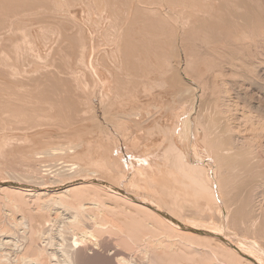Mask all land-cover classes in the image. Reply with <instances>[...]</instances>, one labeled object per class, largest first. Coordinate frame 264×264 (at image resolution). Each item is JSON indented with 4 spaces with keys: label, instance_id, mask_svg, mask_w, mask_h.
<instances>
[{
    "label": "bare ground",
    "instance_id": "6f19581e",
    "mask_svg": "<svg viewBox=\"0 0 264 264\" xmlns=\"http://www.w3.org/2000/svg\"><path fill=\"white\" fill-rule=\"evenodd\" d=\"M52 1L55 2L56 0H51L50 1L51 3L48 1H45V0H0V124L2 126V127L0 126L1 127L0 133H1V130H3L5 132L6 129H8L9 127H12L6 131L8 132V131L13 130L10 132V134H12V132H14L16 130V132L20 131V133L22 132V135L24 134L20 138H16L17 136L19 137V135H16L14 138H12V136H11V138L9 139V140L12 139L11 143H10V141H8V143L6 145V146H8V144H10V147H9L10 152L12 150L11 147L12 146L15 147L17 142L19 144L23 145L24 143L22 144V141L24 142L25 140H27L28 143H26V141H25V144L27 145V144H30V141H31V143L34 142V139L36 141H40L37 139V136L44 134L43 132H45L46 128H50V127L51 128L56 127L58 130H61V132L65 133L66 135H69V137L70 136H76V138L79 139V136H80L81 140H82V136L85 135V137H83L84 142L82 141L83 142L82 143L83 149L81 148L80 149L81 151L77 150L78 155L75 152V156L73 155V158L76 157V159H74V161L78 159L79 163L81 161L84 164L91 165V166L97 168L100 172H102V174H104V175H102L103 178L106 179L107 181H110L112 184L114 183L115 186L112 185L111 183L107 182V181H102L100 179H97L98 176H97V178H92L90 176L91 178H85L82 180L81 179L80 180H73L69 183H65V184L60 185L58 187L52 188V190L49 191V193H48V191L46 192L45 189L37 188V187L32 186V185L30 186L27 184H22V183H19V181L18 182L7 181V179H6V181L0 180V195L6 194V193L13 195L14 198L17 199L18 206L20 204L22 209H25L24 207H25V204L27 201H28V203L30 200H33L35 202L41 200V202H42L43 201L42 199L45 200V198H46V199H48V201L57 202L58 204L63 206V208L70 207V208H66V210H71V208H74L75 209L74 211L79 213V215H75V217L78 216V218L80 217L81 212H83V211H84L83 213L85 214L87 211L94 212L93 210H96L95 214H92V212H90L92 214L91 215L92 218H91V216L90 217L84 216L86 218L92 219L90 221V224L92 223V221H94L93 222L94 225H93V223L91 225L94 226L95 235L92 233V230H90V232L82 231L80 233L81 238L84 239L83 250H84L85 244H86L85 249L89 246V244L86 243L85 239L87 240V239L92 238L91 241H93V237L96 238V233L100 232L101 230H104V229H102V227H104L103 222H105L107 220L109 221V215L114 213V216H115V212H120V213H118V215L121 213L124 214V215H121V217L123 218V221L125 222V224L123 221L122 222H123L124 226H126L127 230L132 234V236H133L132 239H135L134 241L143 237V235L145 234V232L147 230L146 228H150V230L152 231V228H151V226H152V227L156 228L155 231H158L160 229L164 230L165 232H166V230H167V232H172V231L174 232L175 231L176 233H179L182 236L187 237V239H189V240L191 237V240L193 238L195 240H198L199 242H201V241L206 242L207 241V245L209 246V248L212 246L211 249H213V245L210 246V243L214 242L215 246L219 247V249L221 248L223 250L222 252H224L225 255L228 256L229 260H234L233 262L237 261L239 264H242V263L259 264L258 261H256L254 259L255 258L254 257L255 251H252L250 249L252 252V255H254V256H252L248 253L243 252L242 250H240L236 246H234L235 244L233 245L232 243H230L227 240V238L220 236L221 234H216L214 232H210V231L208 232V231H204L202 229L200 230L197 228H193L192 226L187 225V224L176 219V217L179 215V211H180L179 208L181 207V204H183V202L181 203V201H187V199L189 197L194 203H197L198 200L202 199L203 200L202 203L204 202V204H202L204 206V208H205V205L207 206V208L209 205L211 206V204H213V201H214L217 204V206L214 207V208H217V211H216V209H215V211H216V213H220L222 210L220 208V204H221L220 190H221V184L223 183V181L221 183L220 182L221 178H219V176H220L219 173L221 172V166H220V170L217 169L218 167L217 168L215 167L218 164L216 159L217 158L219 159V157L215 158L216 154L214 152L212 153V155L213 154H215V155L212 156L210 154L211 152L209 153L206 151L207 149L203 150L199 146L200 143H202L203 141L200 138L201 142L199 140L200 143L198 144L197 137H196V135L192 129L194 125H193L191 117H190V112L192 111V107L194 108V106H193L194 103L192 102V100H191V102L193 104L186 102V101L190 102V100H187V99H185L186 100L185 102H183V101L178 102V104L176 102L175 104H177V106L174 110H173L174 107L172 108V110H173V113H172V110L170 108H168L169 106L170 107L172 106L170 104V102H168L170 98L167 99L166 93H165V91L168 90V88L171 89L172 87L169 84V87L166 88L165 91H162L164 89H162L163 84L161 83L162 82L161 78H164V74L162 73V70L165 69V67H168L167 65L170 64L167 61L168 59L166 60V58H165L166 55L162 54V52H163L162 50L165 47L164 46L165 44L167 46H169V45L171 46V44H173L171 42L169 44V41H172L171 38L176 36V35L173 37L170 36V35H173L172 30H175L173 28L174 23H175V25L178 24V26L182 27V28H183V26L185 27L184 24H188V23L190 24V22L194 24L195 20L198 18V16H204L203 13H205L206 16H209L208 15L209 11H210V13L213 12L211 14H214V13L217 14V12H219V10L223 7V6L221 8L219 7L220 9H218L217 4H219V2L222 1L221 4L225 3L228 5V3H229L231 5V2L233 0L232 1L231 0H220V1L217 0L218 2L216 0H65V1H60L57 3L55 2L56 4L54 3L53 7H52V5H53ZM252 1L253 0H238V2H236V3H238L239 6H238V4H236V3L235 4H236V7H239V9H241L242 13H247L249 10H251L247 5H248V3H251ZM234 2H235V0H234ZM255 2H256V0H255ZM255 2H252L251 7H252L253 3H255ZM259 2H261V1H259ZM57 5L59 8L60 7L63 8V9H61L62 11L60 9H57V10H60V13L58 16L61 17L63 15V17H62L63 19H61V21L63 20V22L66 24H64V26H62L63 24L60 22V24H62V25H60V24L55 25V28H57V26H59V28L61 27L60 33L57 30L58 28L56 29L57 31L55 30V28H52V33L54 30L56 31V33H53L52 35L55 36L54 34L57 35V33H58L57 36L59 38L54 39V40L52 39L53 41H50L51 39L49 38L50 39L49 40L48 37L49 36L51 37V35H49L50 33H48V31H49L48 28H51L53 26H50V27L48 26V28L45 29L47 21L45 20V22H46L45 25L42 24L44 22H41V24L44 25V27H45L44 28L42 26L43 28H41L40 25L38 26L39 28H41V30L43 29L41 32H43L45 30H48V31L47 32L45 31L46 33H40L41 35H38L36 33L38 35V36H36L38 42L35 40V38H36L35 35H33L35 37L34 40L37 42L36 43L37 47L41 46L40 49L42 47L45 48L43 50H46L45 46H46L47 42H49V41L52 42V45H50L51 47L49 46V44H51V43L47 44V46H48L47 49L48 50L50 49L51 53L45 52V54H44V52H42V49L40 50L41 53L39 52V49H38L37 53L36 52L33 53L32 51H34V50L37 51V49L35 47H34V50L32 49L33 45L35 46V42H33L34 41L33 39L29 38L31 36L30 35L31 32L29 33V30L31 31V29H33L34 26H32L31 24H27L26 28L24 26H21V25H26L24 22V19H25L24 17H26V15L28 16L29 14L31 15L34 13V14H38L37 16H35V17H39L38 21L41 19H42L41 21H43L44 17H46V16H48V14H50V13H48V11L51 12V14L58 12V11H55ZM77 5H78V8H80L81 6H83V8L84 7L86 8V12H84L85 14L81 13L82 10L80 12L81 15L84 14V17L81 19H79V16H78V18L73 19L74 17H76L75 14H77V10H75V8L77 9ZM216 5H217V9H216V7H214ZM243 6L249 8V10L243 11L242 10ZM213 7L218 11L215 10L216 12H214ZM229 7L227 6L226 9L228 10ZM231 7L232 8L230 10H232L233 7H235V5L231 6ZM236 7L233 11L236 10ZM40 9H45V10L48 9V11L45 13L44 10H42L43 12L41 11V13H43V14H41ZM223 9H224V7H223ZM223 9H222V11H223ZM239 9L237 8L236 11H238ZM230 10H228V11H230ZM37 11H39V13H37ZM228 11L225 12V10H224L225 14L228 13L226 15H228L230 17V14ZM224 12H222V13H224ZM239 12H240V10H239ZM230 13H232V12L230 11ZM242 13L237 12L235 14H241L242 15ZM39 14L41 15V19H40ZM60 14H61V16H60ZM220 14H221V11H220ZM247 14H250V15H248V16L243 15L244 17L243 16L241 17L243 20L240 19L241 23H242V21H243V23H245L244 25H246L248 23V21L251 19L250 16H253V15H251V13H247ZM252 14H254V13H252ZM56 15L57 14H55L54 16L58 20L55 19V21H54V19H52L54 21V23L56 22V20H57V22L60 21L58 16L56 17ZM241 15H239L238 17H240ZM54 16H53V18H54ZM218 16L222 17L223 15L218 14ZM19 17L22 18L23 24L20 23L21 20L19 21L17 19ZM28 17L29 18H26V19L31 20L32 17L34 18V15L28 16ZM48 17H52V15H50ZM225 18H227V17L225 16ZM48 19L50 20V18H48ZM64 19H68V20L71 19L72 21L70 23H72V24H69V22H66L68 20H64ZM170 19L173 21L172 23L170 22L173 26L172 25L170 26L167 23L168 22L167 20H170ZM189 19H190V22L187 23V21H189ZM191 19H192V21H191ZM215 20H216V18H215ZM215 20H214V22H215ZM210 21L212 22V20H210ZM27 23H29V21ZM37 23H39V22H37ZM50 23H53V22H48V24L54 25V24H50ZM212 24H213V22L210 23L209 25H212ZM28 26L30 28L31 27L32 28L29 29ZM36 26H35V30H37ZM186 27H187V29H190V28H188V25ZM214 27H215V25H213L211 28H214ZM39 28L37 31L40 30ZM73 28L75 29L74 31H73ZM27 29H28L27 32L29 33L28 35H26L27 32H25ZM183 30L185 31V29H183ZM168 31L171 33V34H169V36L171 37V38H169L170 40L168 38H165L163 35V33L165 34V32H166L165 35L168 37V34H167ZM180 31H181V29H180ZM18 32L20 33L19 35H17ZM33 32L35 34V31H33ZM49 32H51V30ZM175 34H177V33H175ZM13 35H17V37L14 36L15 37L14 38ZM27 36H29L28 39H26ZM57 36L55 38H57ZM161 36H163L162 38L165 39L164 40L165 42L163 40H161V38H160ZM31 38H33V37H31ZM29 39L31 40L29 42H32V43H29L26 41ZM26 44L27 45L30 44V45H32V47L29 46L30 48H28V47H26L27 46ZM53 44H55L54 47H53ZM25 51H26V54H25ZM30 52H31V55L33 53V56H31V58L33 57L31 62H30L31 58L29 57L30 55H28V53L30 54ZM164 52H165V48H164ZM35 53H36V55H35ZM47 53L51 54L52 56L48 55ZM23 54H25L27 56V58H30V59H23V58H25L23 56ZM22 56H23V58L21 59ZM19 59H20V61H19ZM24 60H26V63H27V60H29V62H30L27 64V66H24V68L26 67L25 69H23ZM169 68L166 70H169ZM162 75H163V77H161ZM224 77H222V78H224ZM164 79H166V77ZM165 82H169V81L165 80ZM228 83L229 82H227L226 85ZM229 84H228V86H229ZM171 85L174 86V84H171ZM198 85H200V84H198ZM223 85H224V83H223ZM234 86L236 87V85H234ZM199 87L203 88L202 86H199ZM196 89H193V90H195L194 96H197L199 98V97H201L202 93L200 92V95H197L198 93L196 92ZM228 89H229V87H228ZM171 91H172V89H171ZM168 93H169V91H168ZM215 93H217V92H215ZM236 93H237V91H236ZM170 94H168L169 97H172ZM168 95H167V97H168ZM172 95H173V98L177 97L176 92H174ZM173 98H171V100H170L171 103H172ZM209 98H210V96H209ZM249 99L252 101L251 98H249ZM176 101H177V99H176ZM174 102H175V99H174ZM211 102L213 103V100H211ZM216 102L217 101H215L213 104H211V105H214V110L216 108L215 106L217 105V104H215ZM205 105H206V102H205ZM259 105H260V103H259ZM150 107H154L153 110L158 109L157 113L156 112L152 113V111H151L152 108H151V110H149ZM198 107H199V104H198ZM254 107H258V106L254 105ZM167 109L171 110V114L169 111H168V114L166 113ZM204 110L202 112H204ZM259 110H260V108H259ZM254 111L255 110H253V112ZM212 112H213V110L211 109V113ZM255 112H257V110ZM151 113L154 115L153 117L150 115ZM257 113H255V114L257 115ZM263 113H264V111H263ZM88 114H89V117L91 114V116L94 115V117L92 116L93 118L96 117L97 119H100V117H101L105 121V123L110 124L109 126L114 128L115 131L120 132V134L123 136V138L121 137V140L113 142L115 139L113 137L114 139H112V141H111L112 135H111V137H107L110 135V134L107 135V133H109V131L106 133L103 132V131L107 130V126L104 124V127L106 126V129L104 130L103 129L104 127H102V123L100 121H98L97 123L95 120H94V123L91 122L93 119L92 120H91V118H90V120L87 119ZM165 114H167V115H165ZM194 114L196 115V113H194ZM261 114H258L257 119H259V121L261 119V122H263L262 116H264V114L262 116H261ZM170 115L172 118L170 117ZM149 116L151 119H149ZM199 116H201V112H200V114H198L196 121H197V119L202 120L201 118H199ZM206 116L209 117V114L208 115L206 114ZM128 118H130V119H128ZM193 119H195V118H193ZM103 120H101V121H103ZM258 123H260V122H258ZM199 124L200 123H198V125ZM208 125H209V123H208ZM200 126H201V124H200ZM16 127H17V129H15ZM203 127H204V125H203ZM219 128L216 127V129H218V131H219ZM150 129L159 132L161 134V138L160 139H153V140H151V142H148V138H147L146 134L148 131H150ZM223 129L226 130V129H228V127L226 128V126L224 125L223 128H220V130H223ZM262 129H264V127ZM33 130H35V132H33ZM198 130H199V128H198ZM208 130H210V129H208ZM28 131L32 132V133L31 132L30 133H31V136L34 137V138L32 137L33 140L32 139L30 140L31 137L29 135H26L27 134L26 132H28ZM115 131H114V133H115ZM212 131L214 133V129ZM226 131H225V133H226ZM4 132L2 133L3 135H0V142L2 141L1 144L6 143V141H7V138L5 141L4 137H1V136H4ZM49 132H51V131H49ZM82 132H83V135H82ZM111 132H113V131H111ZM210 133H212V132L210 131ZM227 133H228V131H227ZM10 134H7V137H9L8 135H10ZM57 134H59V132H57ZM105 135H107V136H105ZM115 135H116V133H115ZM206 135H207V133L204 134V136L202 138H205V140L206 139L208 140L209 138H206L205 137ZM213 135L215 136V133ZM220 135H223V132H221ZM50 136L51 135H49V138H50ZM59 136L57 135V137H59ZM118 136H120V135L118 134ZM167 136H168L169 140H167L166 145L164 146L165 148H163L164 141H165L164 137H167ZM218 136H219V134H218ZM210 137H211V135H210ZM42 138L44 139L43 136H42ZM215 138H217V137L215 136ZM221 138H223V137L220 136V140H221ZM225 138L227 140V137L224 136L223 139H225ZM15 139H17L18 141ZM116 139H117V136H116ZM228 139H229V137H228ZM13 140H15V142ZM205 140H204V143H205ZM209 140H211V139H209ZM209 140L206 141V145H209L210 142H212V140L210 142H209ZM19 141H21V142H19ZM213 141H214V138H213ZM12 142L15 143V146ZM207 142L209 144H207ZM214 142L212 143V145L215 147L216 141H214ZM217 142H218V140H217ZM219 142L221 144V141H219ZM204 143H202L203 144L202 147H204ZM218 144L219 143H217L216 148H217ZM21 145H19V146L20 147L24 146V145L23 146H21ZM32 146H34V147H32ZM32 146L31 147L33 149H35L36 144H32ZM41 146H42V144H41ZM145 147H149V149H146ZM5 148H7V147H5V145H4V149ZM27 148H26V151L32 150V148H30V147H27ZM218 149H219V146H218ZM228 149H230V148H228ZM17 150H19L18 147H17ZM21 150L23 152L25 149L24 150L21 149ZM226 150L227 149H225V151ZM4 151H6V150H3L2 152L4 153ZM14 151H15V149H14ZM218 151H220V149ZM22 152L19 151V153H22ZM226 152H228V151H226ZM230 152H232V151H230ZM16 153H18V152H16ZM27 153L28 152H26V154ZM29 153H31V152L29 151ZM10 154L12 155V153H10ZM26 154L24 153V155H26ZM22 155L23 154H21V156ZM192 155L194 158L192 157ZM235 155H236L235 157H238L239 159H242V157L245 159V157H246V156L244 157V154L242 153V156L240 158L239 152H238V156H237V153ZM13 156H15L14 153H13ZM260 157L261 156H259V159H260ZM22 158H24V156H22L20 158L17 157V159L22 160L21 163H23ZM30 158H32V157H30ZM169 158H170V162H168ZM230 158H231V156H230ZM246 158H247L246 161H248V157H246ZM231 159L233 160V158H231ZM249 159H250V157H249ZM261 159L263 161V158H261ZM222 160L224 161V159H222ZM234 160H236V159L234 158ZM32 161H33V159H32ZM19 162H20V160H19ZM26 162H27V166H29L28 161H26ZM167 162H168V164H167ZM226 162H227V160H226ZM237 163L238 164H236V165H238V167H239V164L241 163V161H238V159H237ZM247 164H248V162H247ZM242 165L244 166V164H242ZM257 165H259V163ZM225 166L227 167V165H225ZM243 166H241V167L243 168ZM223 167H224V164H223ZM223 167H222V169H223ZM261 167H263V168H261ZM230 168L233 170L232 166H230ZM230 168L227 169V172H229ZM236 168L234 170H236ZM250 168H252V167L250 166ZM260 169H263V171H264V164H263V166L260 164ZM256 170H257V168L256 169L254 168V169H252V171L250 170L249 172L252 175L254 172L256 173ZM258 170H259V167H258ZM93 171H94V169H93ZM260 171L261 170H259V172ZM95 172H96V170H95ZM259 172L257 171V173H259ZM233 173L235 175V171ZM240 175L243 176L242 171H241ZM252 177L254 178V176H252ZM223 178H224V175H223ZM260 178L261 179L264 178V172L261 173ZM257 179H258V177H255L254 180L252 179L253 180L252 183L254 182V184H255V182H257V181H259V182L263 181V180H260V179L257 180ZM229 180H230V178H229ZM225 181H227V180H225ZM232 181L235 182V179ZM228 185H231V183ZM256 185H258V184L256 183ZM251 186H253V184ZM254 186H253V189H254ZM262 186H263V184L262 185L260 184V188H258V189L263 190L264 188L262 189L261 188ZM128 188H130L129 190H131V188H132L131 193L127 190ZM255 189L254 190L256 192L258 191L259 194H261V190H257V188H255ZM138 190L146 192V194H148V195L150 194L149 195L150 198L142 197V196L138 195V193H137ZM254 190H251V193H253L252 191H254ZM222 191L224 192V190H221V194H222ZM261 195H263V194H261ZM234 196H235V194H234ZM221 197H223V199H224V195L223 196L221 195ZM3 198H6V197L4 196ZM11 198L12 197L10 196V198H9L10 201H11ZM14 198H12V199H14ZM110 201H112V202H110ZM6 202H8V200ZM11 202H13V201H11ZM51 202H49V203H51ZM55 202L53 204H57ZM190 203H191V201H190ZM225 203L226 202L224 201V205H225ZM257 203L259 204V202H257ZM0 204L2 205V203H0ZM187 204H188V206H190L188 202H187ZM249 204H251V203L249 202ZM249 204H248V206H249ZM60 205H58V206L60 207ZM121 205H123L124 207L127 208V209L125 208L127 210L126 213L123 211V209L120 210V208H122ZM14 206H15V203L13 204V207ZM184 206H186V202H185ZM15 207H17V206H15ZM250 207H251V205H250ZM169 208H172V210ZM209 208L212 209V207H209ZM173 209H175V212ZM176 209L177 210L179 209V211H177L178 215L176 214L175 215L176 217H175L173 215H174V213H176ZM246 209H248V207ZM183 210L181 212H183ZM236 210H237V208H236ZM236 210H235V212H236ZM0 211L2 212V210H0ZM203 211H202V214H203ZM209 211H211V210H209ZM4 212L2 215H4ZM7 212H8V210H7ZM195 212H194V214H195ZM10 213H11V211H10ZM261 213H263V212H261ZM184 214H185V211H184ZM250 214H251V212H250ZM87 215H88V213H87ZM234 215H235V213H234ZM44 216L45 215H40V217H39V215H38L39 218H37V220H38L39 224L41 223L40 219H43ZM191 216L193 217V215H191ZM225 216H226V214H225ZM245 216H247V215H245ZM251 216H249V217L251 218ZM263 216H264V214H263ZM2 217L3 218H1V219L4 220V216H2ZM41 217H43V218H41ZM199 217H202V216H199ZM205 217H206V215H205ZM227 217L230 218L229 221H231V222L234 221L231 219V217H229V215H227ZM236 217H237V213H236ZM236 217H234L235 220H236ZM14 218L15 217H13V219ZM189 218L190 217H188V219ZM5 219H7V217ZM80 219H83L82 216ZM80 219H78V220H80ZM253 219H254V213H253ZM15 220H16V218H15ZM71 220H73V219H71ZM71 220L69 221V223L70 222L73 223ZM202 220H204V219H202ZM215 220H216V218H215ZM240 220L242 222V218H240ZM255 220H256V218H255ZM8 221H10V220H8ZM19 221L20 220L18 219L17 223H19ZM76 221H77V219H75V221L73 223L74 225H76L75 224ZM84 221H85V219H84ZM113 221H115V220H113ZM113 221L111 218L109 223L105 222L106 228H108L107 224H110L111 222L113 223V225H114V223L115 224L118 223L117 221L116 222H113ZM6 222H7V220H6ZM11 222L15 226L18 225L17 223H14L12 220H11ZM11 222L9 224L12 228ZM31 222H32V225H34L33 223H36L37 221L35 222V219L31 218ZM195 222H196V220H195ZM251 222H249V226H248L249 228L246 227L247 229H250ZM255 222H256V226H257V224L259 225V223H257L258 220L254 221V224H255ZM3 223L5 224V221H3ZM20 223H22V222H20ZM71 223H70V226H71ZM77 223L79 224V221H77ZM224 223H226V221ZM4 224H2V225H4ZM111 224L109 225V227H112ZM212 224H213V222H211V225ZM245 224H246V222H245ZM247 224H248V222H247ZM36 225H35V227H36ZM120 225L118 226V224H117L118 227H121ZM240 225H241V223H240ZM260 225H262V224H260ZM124 226L122 225L120 230L122 228H124ZM242 226H244L243 223H242ZM253 226L254 225L252 222L251 229L255 228V226L254 227ZM116 227H115V231H116ZM4 228H6V226H4ZM13 228H14V226H13ZM31 228L32 229L30 232L32 233L34 227H31ZM74 228L75 227L73 226V229ZM113 228L114 227H112V230L114 232ZM1 229L2 228H0V231H1ZM27 229H28V227H27ZM38 229H39V227H38ZM84 229H86V228H84ZM259 229L261 230V228H259ZM75 230H76V228H75ZM78 230L80 231L79 228L77 229V231ZM117 230L119 231V228ZM153 230H154V228H153ZM242 230H244V227ZM3 231H5V229H3ZM71 231H72V229H71ZM239 231L240 230H238V232ZM245 231H247V230H245ZM249 231L250 232H248V231L247 232L249 233V237H250L252 230H249ZM254 231L255 230H253V232ZM74 232H76V231H74ZM154 232H152V233H154ZM256 232H254V233H256ZM26 233L28 234V231ZM110 233H112V232L110 231ZM119 233L120 232H118V234ZM130 233H128V234H130ZM261 233H262V230H261V232H259V234H261ZM5 234H6V232H5ZM106 234H103V235L106 236ZM259 234H258V236H259ZM7 235H10V233L8 232ZM124 235L122 233L121 237H123ZM262 235H263V233L261 234V236ZM252 236H253V234L251 235L250 240H252ZM258 236H257V238H258ZM26 237H27V235H26ZM77 237H79V236H77ZM111 237H112V235H111ZM121 237H118L117 241ZM125 237H126V235H125ZM151 237L152 236L150 235V238ZM153 237H155V236L153 235ZM153 237H152V239L154 240ZM97 238H101L104 241L103 236L102 237L97 236ZM144 238H145V243H146V237H143V241H144ZM148 238H149V234H148ZM160 238H161V236H159V239ZM178 238L180 239L179 235H178ZM113 239H114V236H113ZM126 239L128 240V237H126L125 240ZM157 239H155V240H157ZM165 239L167 240L166 236H165ZM241 239H243V238H241ZM255 239H256V237H255ZM262 239H263V241H262L263 244H261V245H264V238H262ZM176 240H177V238H176ZM176 240H175V242H176ZM25 241L27 242V241H29V239L28 240L25 239ZM77 241H78V238H75L74 239L75 244L77 243ZM96 241H97V239H96ZM96 241H94V242H96ZM122 241H124V238H122ZM161 241L159 240L160 243H161ZM183 241H185V240H183ZM256 241H257V239H256ZM84 242H85V244H84ZM100 242H102V240H100ZM113 242H115V239ZM119 242L122 243L121 245H123V242H121L120 240H119ZM136 242L130 243V244L134 243V245H132V247H131L132 250H133V247L136 245ZM180 242H181V240H180ZM196 242L194 241L195 245H196ZM258 242L261 243V239H258ZM98 243H99V241H98ZM126 243H125V245H128V242H126ZM160 243H159V245H160ZM104 244H105V242H104ZM130 244H129V248H130ZM141 244H143V243L141 242ZM150 244H151V247L155 246L154 244H152V241L150 242ZM156 244H157V242H156ZM185 244L186 243H184L183 245H185ZM190 244L191 243L189 242L188 245H190ZM200 244L201 243H199V245ZM204 244H206V243H204ZM253 244H255V246H257V247L259 245L258 243L256 244V242H253ZM253 244H252V248L254 246ZM102 245H103V243H102ZM112 245L114 247V244H112ZM140 245H137V248ZM170 245H172V241H171ZM170 245L165 246V247H161V245H160L158 250H156L154 248V250H155V252H154L155 259L154 260L157 259V260L161 261V259H163V258H165V259L169 258V260H167V262L164 261L167 264L168 263L170 264L171 260H173L172 262H174L175 261L174 259H176V261L177 260L182 261L183 259L190 261L189 255L187 253H185V251L183 250V247H181V248L179 247V249L183 250V252H182V251H177V250L173 249L172 247H170ZM178 245H179V242H178ZM23 246H24V243H23ZM34 246H35V243H34V245H32V244L30 246L28 245V251H29L28 253L30 254L29 258H31L32 259L31 261H33L35 264H46V262H44V260L42 259V253H44L45 256H46V253L43 251L42 248H38L39 249L38 251H40V252L35 251L34 248H32ZM103 246H105V245H103ZM107 246H105V247L107 248ZM115 246H117V248L120 247L117 244ZM90 247H91V244H90ZM99 247L101 249V245H99ZM202 247H203V245H202ZM96 248H97V246H96ZM109 248H111V247H109ZM184 248H185V246H184ZM204 248H205V246L202 249L204 250ZM207 248H205V249H207ZM36 249H37V247H36ZM41 249H42V253H41ZM91 249H94V247L92 246ZM107 249H105V251H107ZM113 249H114V255L116 254V252H118V254L120 255V252L117 251L115 247ZM121 249H122V247H121ZM125 249H123L124 252L128 253L129 252L128 249L126 247H125ZM135 249H136V247H135ZM263 249H264V247H262V248L260 247V248H257L256 250L260 251V253H262V255H263L264 254ZM26 250H27V248H26ZM111 250H112V248H111ZM129 250L131 251V249H129ZM140 250H142V249H140ZM186 250H187V248H186ZM209 250L210 249H208V251ZM81 251H82V249H81ZM93 251L97 252V249H94ZM93 251H91V252H93ZM101 251L99 252L100 254H101ZM108 251H109V249H108ZM152 251H153V249H152ZM208 251H206V253ZM3 252L4 251H2V253ZM87 252H88V250H87ZM201 252H203V251H201ZM209 252L212 255V252L211 251H209ZM2 253H0V254L2 255ZM76 253H77V251H76ZM99 253H98V255H99ZM122 253L123 252H121V254ZM260 253L256 254V256L257 257H258V255L260 256ZM74 254H75V252L71 255L73 256ZM82 254L86 255V253H82ZM110 254L112 255L111 252H110ZM110 254L108 255L109 257H111ZM219 254H217V255H219ZM6 255L7 254H4V256H6ZM71 255H70V258H71ZM77 255H79V254L77 253ZM104 255L102 256V254H101L100 256H102L103 258L107 256V255L106 256H104ZM187 255H188V257H186ZM199 255L197 254L196 256H198V258H199ZM203 255L204 254L202 253V256ZM221 255H222V253H221ZM22 256H24V255L22 254ZM67 256L69 257V254ZM108 256L106 257L107 259L109 258ZM191 256L192 255H190V257ZM212 256H214V254ZM18 257L19 256H17V258ZM66 257H65V260L63 261V264H69L71 261L73 262L74 258H72L70 260V258L67 259ZM75 257L78 258L79 256L77 257L75 255ZM96 257H97V254H96ZM49 258H52V257H49ZM113 258L114 257H112V259ZM142 258H143V256H142ZM145 258H146V256L143 259H145ZM216 258H215V260H216ZM19 259H20V257H19ZM46 259H47V257H46ZM46 259H45V261H46ZM79 259L81 262V258H79ZM94 259H95V257H94ZM114 259H117L116 264H119V263H117V261L122 262V264H126V262H124L126 260H123L125 258H123V259L122 258H114ZM225 259H227V258H225ZM85 260H87V258H85ZM145 260H147V258ZM145 260H144L143 264H145ZM191 260L193 262V258ZM75 261H76V263L79 262L78 259ZM189 261L187 263H189ZM198 261L200 262V260H198ZM198 261H197V263H198ZM0 262L2 264L3 261H0ZM98 262H100V261H98ZM131 262H129V264ZM172 262H171V264H173ZM48 263L49 262L47 259V264ZM158 263L160 264V262H158ZM218 263H219V260H218ZM220 263H222V262L220 261ZM114 264H115V262H114ZM178 264H179V262H178ZM180 264H182V263H180ZM202 264H204V262Z\"/></svg>",
    "mask_w": 264,
    "mask_h": 264
},
{
    "label": "rangeland",
    "instance_id": "374dc122",
    "mask_svg": "<svg viewBox=\"0 0 264 264\" xmlns=\"http://www.w3.org/2000/svg\"><path fill=\"white\" fill-rule=\"evenodd\" d=\"M45 1L50 2L51 0H45ZM60 1H65V0H56L55 2L57 3V2H60ZM218 1H220V0H218ZM259 1H261V2H259ZM55 2L52 1V4H53L52 7L54 6ZM221 2H219V4H217L218 5V9H220L222 6L224 7V9L222 7L219 10V12H217V14H215V13L211 14L213 12L210 13V11H209V13H210V14L208 13L209 16H206V14L203 13L204 16H198V18L195 20L194 24L191 23L190 19H189V21H187V23L190 22V24L188 23V24H184V25H185V27L188 25V28H190V29H187V27L185 28L184 26H183V28L179 27L178 24H176L177 25L176 26L175 23H174V26H173L171 24L173 21L171 19H170L171 21L167 20L168 22L167 21L166 22L170 26L172 25L173 28L175 29V30H172L173 31V33H172L173 35H170L172 37L176 35L175 37H173L174 39L169 36V34H171L169 31L167 32L168 37L165 35L166 32H165V34L163 33L165 38H168V39L171 38L172 41H169L170 39L168 40L169 44H170V42L173 43V44H171V46L168 44L169 46H167L164 43L165 44L164 45L165 46L164 47L165 48V52H164V48L162 50L163 51L162 54L166 55V57L165 56L164 57L166 58V60L168 59L167 61L170 63L169 64L170 66L167 65L168 67H165V69H163L164 71L162 70V73L164 74V78L166 77V79L161 78V81H162L161 83L163 84L162 89H164V90H162V89L161 90L165 91L166 88L169 87V84L172 87L171 88L172 91H171L170 88H168V90L165 91L166 98L167 99L170 98L168 102H170V104L172 106L171 107L169 106L168 108H170L171 110H172L173 107H174L173 110L176 108L178 102H180V101L185 102L186 101L185 99L190 100V102L186 101L188 103H192V102L194 103V104L192 103L194 108L192 107V111L190 112V117H191L192 123L194 125L192 129H193V131H194V133H195V135L197 137L198 144L201 142V139L203 141L202 143H204L205 138H202V137L206 133H207V135L205 137L212 140V142H210L211 140L208 139L210 144L208 142H207V144H209V145H206V141H208V140L207 139L205 140V143H204V147L205 148L202 147V145H203L202 143H200L199 146L203 150L207 149L206 151L209 152V153L211 152L210 153L211 155L214 152L216 155L213 154L212 156L215 155V158L219 157V159L218 158L216 159L218 164L215 167L216 168L218 167L217 169L220 170V166H221V172L219 173L220 174L219 178H221V180H220L221 183L223 181V183H222L223 185L221 184V190H224V192L222 191V194H221V190H220V200H221L220 208L222 209L220 213H216L217 208H214V207H216L217 204L214 201H213V204H211V206L210 205L208 206V208L205 205V208H206L205 209L204 206L202 205V204H204V202L202 203V201H203L202 199H200L201 201L198 200L197 203H194L189 197L187 199V201H181V203L183 202V204H181V207L179 208L180 211H179V209L178 210L176 209V213H174L173 216H175L176 214L178 215L177 211H179V215L177 217L175 216L177 220H179V221H181V222H183V223H185L187 225H190L193 228H197V229H200V230L202 229V230L208 231V232L209 231L210 232H214L216 234H221L220 236L227 238V240L230 243H232L233 245L235 244L234 246H236L237 248H239L243 252L248 253L250 255H252L251 250L255 251V253H254L255 256L252 255V256L255 257L254 259L256 261H258L259 264H264V257H263L264 254L262 255V253H260V251L256 250L257 248L264 247V245H261V244H263V242H262L263 239L262 238H264V216H263V214H264V189H263L264 188V178H262V179L260 178L261 173L264 172L263 169H260V164L262 166L264 164L263 163L264 162V129H262L264 127L263 126L264 125V120H263L264 116H262L264 114L263 113V111H264V0H256V2H255V0H253L252 2H255V3H253L252 7H251L252 2L248 3L247 6L251 10H249V8L243 6V9H242L243 11L249 10L247 13H251V15H253V16H250L251 19L248 21V23L246 25H244L245 23H243V21H242V23H243L242 24L240 19H242L241 17L243 15L244 16L245 15L248 16L250 14L242 13L241 9H239V7H236V4H238L236 2H238V0L237 1L235 0V2L233 0L231 2V5L229 3H228V5L225 4V3L221 4ZM232 3L235 5L236 10L238 8L240 10V12H239V10L238 11H236V10L233 11L235 9V7H233V9L230 10L232 8L231 6H234ZM217 5L214 6V7H216V9H217ZM227 6L228 7L230 6L228 8V10H230L232 13H230V11H228L226 9ZM238 6H239V4H238ZM214 7H213L214 12L218 11ZM80 8H78V5H77V9L75 8V10H77V14H75L76 17H74L73 19L78 18V16H79V19L84 17V14H85L84 12H86V8L85 7L83 8V6H81ZM57 9L61 10L63 8L62 7L59 8L58 5H57L56 6V10L55 9L54 10L58 11V12H56L54 14L53 13L51 14V12H49L48 9H46V10L45 9H40V13H41L42 10H44L45 13L47 11H48V13H50V14L47 13L48 16L52 15V17H48V16L44 17L43 21H41L42 19H41V15L40 14L39 15H40V19L41 20H39V21H38L39 17H35L38 14H34V13L31 14V15L29 14L28 16H33L34 15V18L32 17L33 19L30 17L32 21L34 20L33 21L34 23L31 20L26 19V18H29L26 15V17H24L26 20L23 18L26 25H21V26H24L25 28L27 27V24H31L32 26H34L33 29H31L32 27L30 28L28 26V28L31 29V31L29 30V33L31 32V34H30L31 36L30 37L27 36L26 39H28V37H29L30 39L34 40V38L36 36L41 35L40 33H46L48 30H45L46 32L45 31L41 32L43 30V29L41 30V28H43L44 25L46 24L45 20L47 21V24H48V22H53V23H50V24H54V25H49V24L47 25L46 24V28L44 27L45 29H47L48 26L49 27L53 26L51 28H48L49 31L51 30V32L48 31V33H50L49 35H51V37H52L51 38L49 36L48 39L50 38L51 39V40L49 39L50 41H53L54 39H58L59 38L57 36L58 33H57V35L54 34L55 36H53L52 34L56 33L57 30L60 33V28L61 27L59 28V26H57V28H58L57 29V28H55V25H58L61 22L63 25L62 24H60V25L64 26V24H66V23H64L63 20L61 21V19H63L62 18L63 15L61 16V14H60L61 17H59L58 15L60 13V10H57ZM222 9H223V11H222ZM81 10H82V12H81ZM224 10H225V12H227V11L229 12L230 17L228 15H226L228 13L225 14ZM220 11H221V14H220ZM80 12L84 13V14H82L83 16L81 15ZM222 12H224V13H222ZM237 12L238 13H242V15L241 14H235ZM37 13H39V11H37ZM252 13H254V14H252ZM41 14H43V13H41ZM55 14H57L56 17L58 16V18L60 20V21H58L59 23L57 22L58 19L55 18V16H54ZM218 14L219 15H223V16L222 17L218 16ZM239 15H241V16L238 17ZM53 16H54V18H53ZM225 16L227 18L229 17L230 19L229 18L228 19L225 18ZM48 18H50V20ZM215 18H216V20H215ZM17 19L19 21L21 20L20 23L23 24V20H22L21 17H19ZM52 19H54V21H55V19H57V20L54 23V21ZM71 19H69L70 21L68 19H64V20H68L66 22H69V24H72L70 22L73 19L72 20ZM210 20H212V22H213L212 25H209L210 23H212ZM214 20H215V22H214ZM28 21H29V23H27ZM191 21H192V19H191ZM37 22H39V23H37ZM41 22H44V23H42L44 25H42ZM39 25H40L41 28L38 27ZM213 25H215V27L211 28ZM35 26L37 27V30H38V28L40 30L39 31L35 30ZM52 28H55V30L56 29L57 30L55 31L53 29L54 31L52 33ZM180 29H181L182 32L180 31ZM183 29H185V31ZM74 30L75 29L73 28V31ZM27 31H28V29L25 32H27ZM33 31H35V34H34ZM174 32L177 33V34H175ZM29 33L27 32V34L26 33L25 34L28 35ZM19 34L20 33L18 32L17 35H19ZM17 35H13V37L14 36L17 37ZM33 35H35V37ZM56 36H57V38H55ZM31 37H33V38H31ZM162 37L163 36H161L160 38H161V40L164 41L165 39L162 38ZM30 39L26 40V41L29 42V41H31ZM35 40L37 41V37L35 38ZM35 40L33 41V42H35V46L33 45L32 49L34 50V47H35L37 49V51L34 50V51H32L33 53L34 52L37 53L38 49H39L40 53H41V51H40L41 49H42V52H44V54H45V52H50V49L49 50L47 49L48 48L47 44L51 43V44H49V46H50V45H52V42H50L48 40L49 42H47V44L45 46L46 50H43L45 48L42 47L40 49L41 46H39V47L36 46V43L38 41L36 42ZM29 43H32V42H29ZM54 45L55 44H53V47H54ZM29 46L32 47V45H30V44H28L26 47L30 48ZM33 53H32V55H31V52H30V54L28 53V55H30L29 56L30 58H31V56H33ZM36 53H35V55H36ZM25 54H26V51H25ZM25 54H23V56L25 58H23V56H22L21 59L22 58L23 59H30V58H27V56ZM47 54L52 56L49 53H47ZM32 59H33V57L30 59V62L32 61ZM19 61H20V59H19ZM30 62H29V60H27V63H26V60H24L23 63L25 65L22 63L23 64V69H25L26 67L24 68V66H27V64L30 63ZM168 68H169V70H166ZM161 77H163V75ZM222 77H224V78H222ZM165 80L166 81L168 80L169 82H165ZM227 82L230 83V84L228 83L229 86H228V84L226 85ZM223 83H224V85H223ZM171 84H174V86H172ZM198 84H200V85H198ZM234 85H236V87ZM199 86H202L204 89L199 87ZM228 87H229V89H228ZM193 89H196V92L198 93L197 95H200V92H201L204 96L201 94V97H199L200 99L197 96H194L195 95L194 94L195 90H193ZM168 91H169V93H168ZM236 91H237V93H236ZM174 92L177 93V97L176 98H173L172 94ZM215 92H217V93H215ZM168 94H170L172 97H169ZM167 95H168V97H167ZM209 96H210V98H209ZM171 98H173L172 103L170 101ZM249 98H251L252 101ZM174 99H175V102H174ZM176 99H177V101H176ZM210 99L213 100V103L215 101H217L215 103V104H217L215 106L216 107L215 110H214V105H211L213 103L211 102ZM191 100H192V102H191ZM176 102H177V104H175ZM205 102H206V105H205ZM259 103H260V105H259ZM198 104H199V107H198ZM254 105H256L258 107H254ZM151 108H152V110H151ZM153 108L154 107H150L149 110H151L152 113H154V112L157 113L158 109H154L153 110ZM210 108L213 110L212 113H211V109ZM259 108H260V110H259ZM170 109H167V111H166L167 114H168V111L171 114V110ZM173 110H172V113H173ZM203 110H204V112H202ZM253 110H255V111L257 110L258 113L254 111L255 113H257V115L253 112ZM200 112H201V116H199V118H201L202 120L197 119V121H196V118H197L198 114H200ZM152 113L150 115L153 117L154 115ZM194 113H196V115ZM167 114H165V115H167ZM206 114L207 115L209 114V117H207ZM258 114H261V116L263 117L262 118L260 116L262 118L263 122H261V119H260V121H259V119H257L258 118L257 117ZM92 116L94 117V115H92ZM92 116L90 114V117H89V114H88V117L87 116L86 117L89 120H90V118H91V120L93 119L91 121L93 123H94V120L96 121V123L98 121H100L102 123V127H104V124H105L107 126V130L103 131V132L106 133V132L109 131V133H107V135H109V134L110 135L109 136L105 135V136L111 137V135H112L111 141L114 138L115 139H114L113 142L121 140V137L123 138V136L120 134V132L115 131L114 128L110 127L109 126L110 124L105 123V121L101 117H100V119H97L95 117L97 119L96 120ZM170 117H171V115H170ZM193 118H195V119H193ZM128 119H130V118H128ZM149 119H151L150 116H149ZM101 120H103V121H101ZM258 122H260V123H258ZM198 123H200L201 126H200V124L198 125ZM208 123H209V125H208ZM203 125H204V127H203ZM224 125L226 126V128L228 127V129H226L228 131V133H227V131L225 129L220 130V128H223ZM0 126H1V124H0ZM106 126L103 128L104 130L106 129ZM1 127H0V129H1ZM216 127L217 128L220 127L219 131H218V129H216ZM9 128H12V127H9ZM52 128L51 127L50 128H46V130H45L46 133L43 132L44 134H41V135L37 136V139L40 140V141H36L34 139L35 143L34 142L31 143V141H30V144L26 145L25 141H26V143H28V141L25 140L24 142L22 141V144L24 143L23 144L24 146H23V145H21V144H19L17 142L18 141L17 139H15V140H17L16 141L17 144L15 146V143H14L15 140H13L14 142H12V143L14 144V146L16 148L12 146L11 147L12 148L11 152L9 150L10 144H8V146H6L8 141H10V143H11L12 139L9 140L11 138V136H12V138H14L16 135H19V137L17 136L16 138H20L24 134L22 135V132L21 133H20V131L16 132V130L14 132H12V134H10V132L13 131V130L8 131V132L6 131L8 129H6L5 132L3 130H1L0 135H3L2 133L4 132V136H1V137H4L5 141H6V138H7V141H6V143H2V144H1L2 141L0 142V180L6 181V179H7V181H15V182L19 181V183H22V184H27V185H30V186L32 185V186H35L37 188L45 189V191L46 192L48 191V193H49V191L52 190V188L58 187V186L63 185L65 183H69V182H71L73 180H80V179L82 180V179L91 178V177L92 178H97V176H98L97 179H100L102 181H107L102 176L104 174H102V172H100L97 168H95V167H93L91 165L84 164L81 161L79 163L78 159L75 160L76 162L74 161V159H76V157L73 158V155L75 156V152L77 154V150H80L81 148L83 149L82 143L84 142V140H83L84 138L83 137H85V135H83V132H82L83 136H82V140H81L80 136H79V139H77L76 136H70L69 137V135H66L65 133L61 132V130H58L56 127L55 128L58 131L55 128H53V129ZM198 128H199V130H198ZM15 129H17V127ZM208 129H210V130H208ZM213 129H214L215 136L217 138H215V136L213 135L214 134L213 131H212ZM49 131H51L52 133L49 132ZM111 131H113V132H111ZM114 131H115L116 135H115ZM210 131L212 133H210ZM225 131H226L227 134L225 133ZM30 132L31 131L26 132L27 133L26 135H29L31 137L30 140L31 139L33 140L34 137L31 136L32 132L31 133ZM33 132H35V130H33ZM57 132H59V134H57ZM221 132H223V135H220ZM6 133L10 134V135H8L9 137H7ZM208 133L211 135V137H210V135ZM217 133L219 134V136H218ZM118 134L120 136H118ZM49 135H51L50 138H49ZM57 135L58 136L60 135L59 136L60 138L57 137ZM146 135H147V138H148V142H151V140H153V139H160L161 138V134L159 132L155 131V130H152V129H150V131H148ZM42 136L44 137L45 140L42 138ZM116 136H117L118 140L116 139ZM220 136L223 137V138H224V136L227 137V140H226V138L225 139L221 138V140H220ZM228 137H229V139H228ZM213 138H214V141H216L215 147L212 145V143L214 142ZM164 140L165 141H164L163 148H165L164 146L166 145L167 140H169L168 136L164 137ZM199 140H200V142H199ZM217 140H218V142H217ZM219 141H221L222 145L220 144ZM19 142H21V141H19ZM217 143H219L218 146H219L220 151H218L219 150L218 146L216 148ZM32 144H36L35 149L32 148V147H34V146H32ZM41 144H42L43 147L41 146ZM4 145L8 149L7 148L4 149ZM19 145H21L23 147H20ZM17 147L19 148V150H17ZM27 147L32 148V150H29L31 153H29L28 150L26 151ZM145 148L149 149V147H145ZM228 148H230V149H228ZM14 149H15V151H14ZM21 149H23V150L25 149V150L22 152ZM225 149H227L226 151H228V152H226ZM3 150H6V151H4V153H3L2 152ZM19 151L22 152V153H19ZM230 151H232V152H230ZM16 152H18V153H16ZM26 152H28L29 154L28 153L26 154ZM238 152H239L240 158H241L242 153H243L244 157L245 156L248 157V161H246V159H247L246 157H245V159L243 157H242V159H239L238 157H235L236 153H237V156H238ZM10 153H12V155ZM13 153H14L15 156H13ZM24 153L26 155H24ZM21 154H23L22 156H24V158H22L23 159V163H21L22 162L21 159H17V157L18 158L22 157ZM230 156H231V158H233V160L230 158ZM259 156H261L260 159H259ZM30 157H32V158H30ZM192 157H193V155H192ZM249 157H250V159H249ZM234 158L236 160H234ZM261 158H263V161H262ZM32 159H33V161H32ZM222 159H224V161ZM237 159H238V161H241V163L239 164L240 168L238 167V165H236V164H238L237 163ZM19 160H20V162H19ZM226 160H227V162H226ZM26 161H28V165L29 166H27V162ZM168 162H170V158H169ZM168 162H167V164H168ZM247 162H248L249 165L247 164ZM258 163H259V165H257ZM223 164H224V167H223ZM242 164H244V166ZM225 165H227V167ZM230 166H232L233 170L237 167L236 168L237 171L234 170L235 171V175L237 177L234 175V173H233L234 171L230 168ZM241 166H243V168ZM250 166L252 168H250ZM257 166L259 167V170H261L260 171L261 173L259 172ZM222 167H223V169H222ZM229 168H230V170H229V172H227V169H229ZM254 168L255 169L257 168L256 173L253 171L254 175L253 174L251 175V173L249 171L250 170L252 171V169H254ZM261 168H263V167H261ZM93 169H94V171H93ZM95 170H96V172H95ZM241 171H242L243 176L240 175ZM257 171L259 173H257ZM225 174L226 175L228 174V175L226 176ZM223 175H224V178H223ZM252 176H254V178L258 177V179L263 180L262 181L263 183L261 181L260 182L257 181V182H255V184H254V182L252 183V181L254 180V178ZM229 178H230V180H229ZM231 179L232 180L235 179V182L232 181ZM225 180H227V181H225ZM107 182L111 183L110 181H107ZM230 183H231V185H228ZM256 183L258 185H256ZM252 184H253V186L255 185L254 189L257 188V190H261V189H258V188H260V184L261 185L263 184V186L261 187L263 189V190H261V194H263V195L259 194L258 191H257L258 192L257 193L255 191L256 189L254 190L253 186H251ZM112 185L115 186L114 183ZM223 186L224 187L226 186V187L224 188ZM129 189L130 188H128L127 190L131 193L132 192V188H131V190H129ZM251 190H254V191H252L253 193H251ZM137 193H138V195H140L142 197L150 198V196H149L150 194L148 195V194H146V192H143L141 190H138ZM234 194H235V196H234ZM3 195L7 199L3 198L4 197ZM221 195L222 196L224 195V199H223V197H221ZM10 196L12 198H14L13 195L8 194V193L0 195V203H2V205L0 204V206H1L0 210H2V212L0 211V223H1L0 224V228H2L1 231H0V233H1L0 234V253H2V251H4L3 253L8 255V256L7 255L4 256L3 253H2V255L0 254V261H3L2 264H4V263L5 264H35L33 261H31L32 259L29 258L30 254L28 253L29 252L28 251V245L29 246L31 244L34 245V243H35V246L32 247V248H34L35 251L40 252V251H38L39 250L38 248H42L43 251L46 253V256H45V254L42 253V249H41L42 259L44 260V262H46V264H47V259H48V262H49L48 264H63V261L65 260V257L69 254V257L67 256L66 258L67 259L70 258V255L73 254L74 252H75V254L73 256L71 255V258H70V260L72 258H74L73 262L72 261L70 262L71 264H75L76 263L75 260H77V259L79 260V262H77L76 264H112V263L114 264V262L116 264V260L117 259H114V258H122V259L125 258L123 260H126V261H124V262H126V264L127 263L129 264V262H131V261L132 262L130 264H132V263L133 264L134 263L135 264H143V262H144V260L146 258H147L148 261L145 260V264H156V263L159 264L158 262H160V264H163V263L167 264L165 262H167V260H169V258H166V259L163 258V259H161V261L157 260V259L154 260L155 259V257H154L155 250H154V248L156 250H158L160 245H161V247L168 246V245L171 244V241H172V245H170V247H172L173 249H175L177 251H182L183 252V250H184L185 253H187L189 255L190 261L189 260H185V259H183L184 261L183 260L182 261L181 260H177L176 261V259H174L175 261L172 262L173 260L170 259L171 260L170 264H171V262L173 264H178V262H179V264L180 263H182V264H200L201 263L202 264L203 262H204V264L205 263L206 264H222V263L223 264L224 263L225 264L226 263L227 264H239L237 261L233 262L234 260H229L228 256L225 255L224 252H222L223 250L221 248H220L221 249L220 250L219 247H216L214 242L210 243V246L213 245V249H211L212 246L209 248V246L207 245V241L206 242L205 241L199 242L198 240H195L193 238L191 240V237H190V240H189V239H187V237L182 236L181 234L176 233L175 231L174 232L173 231L172 232H167V230H166V232H165L162 229H160L158 231H155L156 228L152 227V226H151L152 231L150 230V228H146L147 229L146 230L147 233L145 232V234L143 235V237H146V243H145V238H144V241H143V237L138 239V240H136L137 241L136 242V241H134L135 239H132L133 238L132 234L127 230L126 226H124L125 222L123 221V218L121 217V215H124V214L121 213V214L118 215V213H120V212H115V216H114V213L110 214L109 215V221L112 218V221L115 220L113 222L117 221L118 222L117 223L118 226L121 224L120 226L122 227V225H123L124 228H122L120 230L121 227H118L117 224H115V223L113 225V223L111 222L112 223V224L110 223L111 226L114 227L113 228L114 232H115L114 233L113 230H112V227H109L110 224H107L108 228H106V226H105L106 225L105 222L109 223V221L107 220V221L103 222V226L105 228L102 227V229H104V230H101L100 232H97L96 233V238L93 237V241H91L92 238L87 239V240L85 239L86 243L89 244V246L86 248L88 250V252H87V250L85 249V247H86L85 242H84L85 247H84V250H83V241H84V239L81 238V234L80 233L82 231L90 232V230H92V233L95 235L94 226L91 225L94 221H92L91 224H90V221L92 220L91 219L92 218L91 215L95 214L96 210H93L94 212L87 211L85 214L83 213L84 212L83 211V212H81V215L78 218V216L75 217V215H79V213L74 211L75 210L74 208H71V210H66V208H70V207L63 208V206H61L57 202L48 201V199H46V198H45V200L42 199L43 200L42 202H41V200L36 201V202L33 201V200H30L31 202L29 201V203H28V201L26 200L27 201L26 202L27 205L25 204V207H24L25 209H22L20 204L18 206L17 199H15V198L12 199L11 198V201H13V202H11L9 200ZM7 200H8V202H6ZM223 200L226 202L225 205H224V201ZM190 201H191V203H190ZM49 202H51V203H49ZM54 202L57 203V204H53ZM110 202H112V201H110ZM185 202H186V206H184ZM187 202L189 203L190 206H188ZM249 202L251 204H249ZM257 202H259V204ZM14 203H15V206H17L18 208L15 207V206L13 207ZM248 204H249V206H248ZM58 205H60V207ZM250 205H251V207H250ZM121 206H122V208H120V210L123 209V211L126 213L127 212V210H126L127 208L124 207L123 205H121ZM209 207H212V209H210ZM247 207H248V209H246ZM236 208H237V210H236ZM169 209L172 210V208H169ZM181 209L182 210L184 209L183 212H181L182 211ZM215 209H216V211H215ZM7 210H8V212H7ZM173 210L175 212V209H173ZM209 210H211V211H209ZM235 210H236V212H235ZM10 211H11V213H10ZM184 211H185V214H184ZM202 211H203V214H202ZM3 212H4V215H2ZM90 212H92V214ZM194 212H195V214H194ZM233 212L235 213V215H234ZM250 212H251V214H250ZM261 212H263V213H261ZM87 213H88V215L89 214L90 215L88 216ZM236 213H237V217L238 218L236 217ZM253 213H254V219H253ZM190 214L193 215V217ZM225 214H226V216H225ZM1 215L4 216V220L1 219V218H3ZM38 215H39V217H40V215H45L44 216L45 219L43 217H41L43 219H40V222H41L40 224H39V222L37 220V218H39ZM205 215H206V217H205ZM227 215H229V217H231V219L234 220V221L233 222L229 221L230 218H228ZM245 215H247V216H245ZM81 216H82L83 219H80ZM84 216H87V217L91 216V218L89 219V218H86ZM187 216L190 217L189 218L190 220L188 219ZM199 216H202V217H199ZM249 216H251V218ZM6 217H7V219H5ZM13 217H15L16 220H15V218L13 219ZM234 217H236V220L234 219ZM31 218L35 219V222L37 221L36 223H33L34 225H32ZM215 218H216V220H215ZM240 218H242V222H241ZM255 218H256V220H255ZM18 219L20 220L19 223H17ZM71 219H73V220H71ZM75 219H77V221H79V224L81 223L83 226L81 224L79 225L77 223V221L75 223L76 225H74L73 223H74ZM78 219H80V220H78ZM84 219H85V221H84ZM202 219H204V220H202ZM6 220H7L8 223L6 222ZM8 220H10V221H8ZM11 220L14 223H17L18 225L15 226L14 224H12ZM70 220L73 222V223L70 222L71 226H70V223H69ZM195 220H196V222H195ZM257 220H258L257 223H259V225L257 224V226H256V222L254 224V221H257ZM3 221H5L6 225L3 223ZM122 221L124 222V224H123ZM225 221H226V223H224ZM251 221L253 222V225L255 226V228H253V229H251V227H252V222ZM10 222H11L12 228H11V226L9 224ZM20 222H22V223H20ZM211 222H213V224H214V225L212 224L213 226L211 225ZM245 222H246V224H245ZM247 222H248V224H247ZM249 222H251L250 229H247V228H249L248 227L249 226ZM240 223H241V225H240ZM242 223L244 224V226H242ZM2 224H4V225H2ZM260 224H262V225H260ZM35 225H36V227H35ZM93 225H94V223H93ZM4 226H6V228H4ZM13 226H14V228H13ZM73 226L76 228V230H75V228L73 229ZM116 226L119 228V231L117 230L118 228ZM27 227H28V229L29 228L30 229L28 230ZM31 227H34V229H33L34 232L32 231V233L30 232L31 229H32ZM38 227H39V229H38ZM115 227H116V231H115ZM243 227H244V230H242ZM78 228L80 229V231L79 230L77 231ZM84 228H86V229H84ZM153 228H154V230H153ZM259 228H261V230H262V233H263L262 236H261L262 233L259 234V232H261V230ZM3 229H5V231H3ZM71 229H72V231H71ZM238 230H240V231L238 232ZM245 230H247L248 232H250L249 230H252V233L250 234V237H249V233L247 231H245ZM253 230H255L254 232L257 231L256 232L257 234L254 233ZM27 231H28V234L26 233ZM74 231H76V232H74ZM110 231L112 233H110ZM5 232H6V234H5ZM8 232L10 233V235H7ZM118 232H120L121 234L123 233V235L125 234L126 237H128V240L130 242L127 239L125 240V238H126L125 235L123 237H121V234L120 233L118 234ZM152 232H154V233H152ZM128 233H130V234H128ZM103 234H106V236H104ZM110 234L112 235V237H111ZM148 234H149V238H148ZM252 234H253L254 237L252 236V240H250ZM255 234L257 236L259 234V236L261 238L259 236L257 238V236ZM26 235H27L28 238L26 237ZM76 235L79 236V237H77ZM150 235L152 237H153V235L155 236V237H153L154 240L152 239V237L150 238ZM164 235L166 236L167 240L165 239ZM178 235H179L180 239L178 238ZM97 236L98 237H102L103 236L104 241L101 238H97ZM113 236H114L115 242H113L114 241ZM159 236H161L160 239H159ZM118 237H121V238H119V240L121 242H123V245H121L122 243H120L119 240L117 241ZM255 237H256L257 241H256ZM75 238H78V241H77L76 244L74 242ZM122 238H124V241H122ZM176 238H177V240H176ZM241 238H243V239H241ZM25 239H27V240L29 239V241H27L28 243L25 241ZM96 239H97V241H96ZM99 239L102 240V242H100ZM155 239H157V240H155ZM258 239H261V243L258 242ZM159 240L160 241L162 240L161 243L159 242ZM175 240H176V242H175ZM180 240H181V242H180ZM183 240H185V241H183ZM94 241H96V242H94ZM98 241H99V243H98ZM151 241H152V244L155 245L154 247H151V244H150ZM153 241L154 242L156 241L157 244H156V242L154 243ZM194 241L195 242L197 241L196 245H195ZM104 242H105V244H104ZM126 242H128V245H125ZM132 242H134V243L136 242V245L133 247L134 251L131 248L132 245H134V243L130 244ZM141 242L143 244H141ZM158 242L160 243V245H159ZM178 242H179V245H178ZM189 242L191 243L190 245H188ZM253 242H256V244L258 243L259 244L258 247L255 246V244H253ZM23 243H24V246H23ZM102 243L105 246L108 245L107 248L109 249V251H108V249L105 246L102 245ZM184 243H186V244L183 245ZM199 243H201L203 245V247L205 246V248H207V247L208 248L207 249L204 248V250H203L202 249L203 248L202 245L200 244L201 245L200 246ZM204 243H206V244H204ZM90 244H91V247L93 246L94 249H97L98 253L102 250L101 251L102 256L104 254H105L104 256H106V255L108 256L110 254V252H111L112 253V255L110 254L111 257L108 256L109 258L107 259L106 258L107 256L103 258L102 256H100L101 255L100 253L98 255V253L96 251H93L94 249H91ZM112 244H114V247L116 248V250L120 252V255L118 254V252H116V254L114 255V249H113L114 247H113ZM116 244L119 245V246L121 245V246L120 247L118 246L119 248H117V246H115ZM129 244H130V248H129ZM252 244L254 245L253 248H252ZM99 245H101V249H100ZM137 245H140V246H138V248H137ZM96 246H97V248H96ZM124 246L128 249V251H129L128 253L124 252V250H123V249H125ZM184 246H185V248H184ZM36 247H37V249H36ZM109 247H111L113 251ZM121 247H122V249H121ZM135 247H136V249H135ZM179 247L180 248L183 247V250L179 249ZM26 248H27V250H26ZM80 248L82 249L83 252L81 251ZM186 248H187V250H186ZM105 249H107L108 252L105 251ZM129 249H131V251ZM140 249H142V250H140ZM152 249H153V251H152ZM208 249H210L209 251H211L212 255L214 254V256H212L210 254ZM90 250L93 251V252H91ZM76 251H77V253L79 255H77ZM201 251H203V252H201ZM206 251H208V252L206 253ZM121 252H123V253L121 254ZM21 253L25 257L22 256ZM82 253H86V255H84ZM202 253L204 254L203 255L204 257L202 256ZM221 253H222V255H221ZM258 253H260V256L258 255L259 258L256 256V254H258ZM96 254H97V257H96ZM197 254L198 255L200 254L199 258H198V256H196ZM217 254H219V255H217ZM75 255L77 257L78 256L79 257L76 258ZM188 255L186 257H188ZM190 255H192V256L190 257ZM17 256H19L20 259H19V257L17 258ZM142 256H143V258L146 256V258L143 259ZM46 257H47V259H46ZM49 257H52V258H49ZM94 257H95L96 260L94 259ZM112 257H114V258L112 259ZM214 257L215 258L217 257L216 258L217 261L215 260ZM44 258L46 259V261H45ZM79 258H81V262H80ZM85 258H87V260H85ZM192 258H193V262L191 260ZM225 258H227V259H225ZM198 260H200V262ZM218 260H219V263H218ZM98 261H100V262H98ZM188 261H189V263H187ZM197 261H198V263H197ZM220 261L222 263H220ZM117 263L122 264V262H118V261H117ZM0 264H1V262H0ZM242 264H245V263H242Z\"/></svg>",
    "mask_w": 264,
    "mask_h": 264
}]
</instances>
